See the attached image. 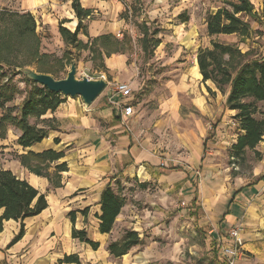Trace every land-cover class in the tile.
<instances>
[{
	"label": "crops",
	"instance_id": "crops-1",
	"mask_svg": "<svg viewBox=\"0 0 264 264\" xmlns=\"http://www.w3.org/2000/svg\"><path fill=\"white\" fill-rule=\"evenodd\" d=\"M15 1L22 12L40 10L45 16L48 15L49 31L62 39L56 18L61 21L62 8L64 4L71 8V0H65V3L64 0H46V3L43 0ZM107 2L108 5L113 3L117 12L124 11V7L115 0H81L80 4L83 9L95 13L98 8L105 7ZM71 13L74 16L72 9ZM72 16L68 19L70 26L75 28L77 23L71 20ZM102 30L103 27L99 24L92 25L89 37L95 39L102 36ZM168 31L174 50L176 46H180L182 51L191 42H196L197 50L201 47L195 28L189 27L187 22L170 26ZM203 31L206 32L205 20ZM83 43L87 44L88 38ZM100 52L105 67V73L100 76L105 77L106 88L90 106H85L78 97L61 95L63 102L53 112L49 111L41 117V120L52 121L55 127L41 143L23 150L19 146L9 145L16 140L9 139L8 136L0 142L4 153L21 155L27 152L38 154L47 150L62 152L63 158L55 165H66V170L59 174L60 185L55 186L47 178L29 173L18 160L1 164L3 169L11 171L20 180H25L39 195H43L47 207L39 215L25 219L22 223L3 222L0 232V264H70L63 261L69 256H76L79 264H139L136 259L140 258L132 255L142 244L139 230L144 222L139 224L136 212L126 203L111 232L101 234L98 231L101 193L107 186L111 190H118L128 181H137L139 184L156 183L160 191L170 194L173 190H180L192 202L195 201L192 183L196 181L194 192L197 194L193 205L199 207L203 214L204 227H208L207 245L215 254L218 264H225L222 249L231 245L228 238L231 228L241 230L243 256L237 260L241 261L238 264H252L248 261L249 258L255 264L263 260L264 136L255 148V151L262 154V158L255 167L251 180L246 184L236 179L227 180L219 166L210 167L208 162L201 160L204 156L210 160L220 153L226 147H222L223 144H229V147L235 144L238 135L231 140L227 136L229 124L236 126L232 119L235 113L225 108L227 94L219 93L209 81L202 82L196 55L190 60V65L187 64L188 58L178 51L169 61L176 64L168 73H171V78L178 80L177 83L171 82L170 98L162 108V113L166 116L165 122L158 120L152 125L148 120L141 121L135 116L133 104V116L123 118L118 107L109 103L113 84L128 83L132 90L135 82L125 56L116 53L106 57V51L101 49ZM116 102L125 104L127 101L117 99ZM178 121L182 124H177ZM190 121L193 124L192 134L196 146H190V136L186 138V135L191 134L187 126ZM38 127L41 128L40 125ZM237 132L241 134L239 130ZM167 133L169 139L168 136L157 139ZM188 147L195 154L185 160L189 168H185L187 164L181 168L184 157L173 154L171 150H189ZM200 173L203 178H198ZM84 209H88L86 217L76 213L72 224L68 214ZM21 224L23 236L10 245L19 233ZM72 228L85 231L88 238L99 247L92 250L88 245L72 239ZM125 231L137 233L141 244L132 248L127 255L113 258L109 255L107 246L119 240ZM133 259L135 263L132 262Z\"/></svg>",
	"mask_w": 264,
	"mask_h": 264
},
{
	"label": "rangeland",
	"instance_id": "rangeland-1",
	"mask_svg": "<svg viewBox=\"0 0 264 264\" xmlns=\"http://www.w3.org/2000/svg\"><path fill=\"white\" fill-rule=\"evenodd\" d=\"M224 1L232 0H142V9L134 14L130 11L127 18L123 17V11L117 12L113 8L114 4L109 3L108 5L107 2L105 7L98 8L95 13H92L90 19L83 21L82 31L78 34V38L83 40L82 42H85L87 38L92 40L89 37L92 32L90 29L95 24L103 27L102 36L109 35L112 38L109 41H100L92 47L88 46L87 50H75L65 45L62 39L49 31L48 15L45 16L40 10H37L38 12L32 11V13L22 12L15 0H0V39H3L5 33L13 35L11 46H0V52L3 51L2 58L8 60L12 66L11 68L0 69V89L2 87L13 88L15 96L11 105L19 107L27 93L32 88H36L28 81L29 79L24 73H21V69L19 71V68L34 72H36L38 64L59 68V63L63 57H68L72 65L76 66L77 79L99 80L100 74L105 73V67L102 63L103 60L97 57V52L101 49L106 51V55L111 52H118L127 58L128 69L132 80L135 82L132 88L133 99L131 101L135 108V116L139 117L141 121L148 120L147 122L152 125L158 120L165 122L166 116L162 113V108L170 98L171 89L169 86L171 82L177 83L178 80L171 78V73H168L171 67L176 64L169 61L178 51L188 58L187 64L190 65V60L197 52L196 42L188 43L185 48H182V51L180 46H176L174 50L168 30L170 26L177 25L186 18L189 27L195 28L197 32L196 37L200 42V48H210L211 40L203 31L204 20L208 13H214L218 8L224 6ZM63 2L65 3V0ZM250 2L254 5L259 19V22L246 19L253 32L250 39L243 44H238L236 36H217L213 37L212 40L223 45L237 44L242 54L250 52L247 59H254L264 55V0H250ZM43 3H46V0H43ZM24 14H30L34 19V37L33 35H26L24 39L23 37L18 38L17 28L25 20ZM70 15L72 16L71 8L64 4L61 21L59 18H56V21L58 26L60 22L66 21L63 28L74 32L76 26L75 28L70 26V19H68ZM180 15L182 19H179ZM11 16L14 17L11 18ZM72 19L78 23L74 16ZM143 21L147 22L150 31H160L158 38L161 40V44L149 56L143 55L138 44V40L141 38L138 25L142 24ZM83 34L88 35V37L83 36ZM36 51L45 57L36 58ZM69 68L70 66L66 67L57 76L62 79L65 78ZM260 110L264 114V106H261ZM15 114L14 112L12 116ZM193 114L197 115L196 113ZM1 115L2 112L0 111ZM40 121H42L41 118L38 121L31 118L28 122L31 125L39 123L38 125L41 126ZM179 123L182 124L178 121L177 124ZM235 125L232 127L229 124L230 129L227 130V136L230 140L235 135H239L237 132L238 125L236 123ZM187 126L191 134L186 135V138L190 136V146H196L195 137L192 134V121ZM18 133L17 128L8 126L4 138L0 139V142L5 140L6 136L17 141ZM166 137L169 139L168 133L166 136L163 134L161 137H157V139H165ZM16 141L9 145L17 146ZM223 146L226 147L210 160L204 156L201 161L208 162L210 167L219 166L222 175L226 176L227 180L229 178V181L236 179L242 184L248 183L255 167L262 158V154L257 151H248L238 159H233L229 155V144H223ZM2 150L3 148L0 146V163L2 165H5L7 161H19L18 156L24 155H17L14 152L4 153ZM171 152L184 157V164L181 168H184L185 164H187L185 168H189L186 161L195 154L191 147L189 150L177 148ZM181 152L183 153L181 154ZM55 163H51L42 171L49 175L52 180L55 179L53 177ZM40 167L43 169L42 165ZM199 177L203 178V175L200 173ZM192 184V188L195 190L196 181ZM194 190L193 197L196 201L197 192ZM118 191L124 196L125 203L131 210L136 212L139 224L144 222L143 227L139 230V238L142 240V244L133 251L134 255H132L140 258L136 259L139 264H218L215 254L207 245L208 227H204L203 214L199 211V207L193 205L195 201L187 200L183 192L173 190L170 194L160 191L156 183L139 184L137 181H128L125 185H121ZM248 261L255 264L252 258H249ZM132 262L135 263L134 259ZM256 264H264V259Z\"/></svg>",
	"mask_w": 264,
	"mask_h": 264
},
{
	"label": "trees",
	"instance_id": "trees-1",
	"mask_svg": "<svg viewBox=\"0 0 264 264\" xmlns=\"http://www.w3.org/2000/svg\"><path fill=\"white\" fill-rule=\"evenodd\" d=\"M81 0H71V9L78 23L75 31L70 32L63 28L66 21L59 23L58 32L65 45L75 50H87L88 46L92 47L100 41H109L112 37L109 35L100 36L95 39H88V43L84 44L78 39V34L82 31V23L86 19H90L91 10L81 7ZM108 1V0H100ZM124 7L123 17L128 16L131 11L133 14L142 9V0H115ZM221 8L214 13H208L205 18L206 34L208 37L217 36H236L238 44H243L250 39L253 32L250 27L249 19L253 22H259L258 14L254 9V5L250 0H232L224 1ZM14 16H11L13 18ZM25 20L18 26V38L26 37V35H34L35 23L30 14H24ZM182 16H179V19ZM184 18L182 22H187ZM22 26V28H21ZM141 38L138 40L140 50L145 56L153 53L161 41L158 38L159 30L150 31L147 22L143 21L138 25ZM84 36L88 37L86 34ZM13 35L5 33L3 39H0V46H11ZM126 39V37H124ZM129 41V38H127ZM90 42V43H89ZM118 52H111L106 55ZM250 52L242 54L237 44L223 45L216 41H210V48H199L196 53V61L202 82H211L217 91L222 95L227 94L225 108L234 112L232 119L238 125L241 132L237 136L235 144L230 147L229 155L233 159H238L246 152H255L256 146L262 141L264 136V114L261 112V106H264V55L254 59H247ZM3 57V51L0 52V69L11 68L12 66ZM35 57H45L35 52ZM97 57L102 60L101 52H97ZM39 65V64H38ZM37 65L36 73L48 75L54 80H61L57 74L71 66L72 62L68 57H63L59 63V68L46 65ZM21 69V73L26 71ZM35 89H31L19 107L12 106L14 100V89L5 87L0 89V139L4 138L7 127L12 126L19 130V136L16 144L23 150L41 143L49 131L54 130L52 121H40L41 128L38 124L31 125L28 121L35 118L37 121L47 112H53L62 102L60 94L49 92L46 88L41 87L34 82L28 80ZM16 113L12 116L13 113ZM56 143L57 140H54ZM63 158L62 152H54L47 150L38 154L27 152L18 156V159L27 171L39 177L49 180L52 185L59 186V174L66 170L64 163L54 167L55 172L52 180L49 175L42 172L49 167L51 163H55ZM1 162V159H0ZM46 164V165H45ZM42 165L43 169L40 167ZM56 180V181H55ZM125 205V198L118 190H111L107 186L101 193L100 212L98 231L101 234H109L113 228L116 218L120 214L121 209ZM47 207L43 195L33 189L25 180H20L11 171L5 170L0 163V232L2 231L3 222L14 221L22 223L25 219L39 215ZM88 209L78 212H70L69 218L74 224L75 215L79 213L86 217ZM23 225H20L19 233L11 241L16 243L23 236ZM71 238L84 243L96 250L99 245L90 240L85 231H77L72 228ZM141 244L137 233L125 231L121 238L111 242L107 246L109 255L113 258H121L128 252ZM65 263L79 264L76 256L65 257Z\"/></svg>",
	"mask_w": 264,
	"mask_h": 264
},
{
	"label": "water",
	"instance_id": "water-1",
	"mask_svg": "<svg viewBox=\"0 0 264 264\" xmlns=\"http://www.w3.org/2000/svg\"><path fill=\"white\" fill-rule=\"evenodd\" d=\"M24 75L35 84L46 88L49 92L69 98H80L85 106H90L105 90L103 80H88L76 78V66H70L65 78L54 80L48 75L26 70Z\"/></svg>",
	"mask_w": 264,
	"mask_h": 264
},
{
	"label": "built area",
	"instance_id": "built-area-1",
	"mask_svg": "<svg viewBox=\"0 0 264 264\" xmlns=\"http://www.w3.org/2000/svg\"><path fill=\"white\" fill-rule=\"evenodd\" d=\"M90 80L89 78H86ZM101 80H105L104 76H100ZM125 99V104H120L116 100ZM133 99V93L128 84L115 83L112 87L111 97L109 103L118 107L123 118H130L133 116V105L131 103ZM125 124V123H124ZM228 238L231 241V245L222 249V256L225 259V264H236L237 260H240L243 256V242L241 239L240 228H231L228 232Z\"/></svg>",
	"mask_w": 264,
	"mask_h": 264
}]
</instances>
